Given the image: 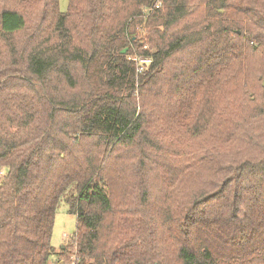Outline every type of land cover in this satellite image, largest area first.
<instances>
[{
    "label": "trees",
    "instance_id": "trees-1",
    "mask_svg": "<svg viewBox=\"0 0 264 264\" xmlns=\"http://www.w3.org/2000/svg\"><path fill=\"white\" fill-rule=\"evenodd\" d=\"M58 3L0 0V264L61 200L63 264H264V0Z\"/></svg>",
    "mask_w": 264,
    "mask_h": 264
},
{
    "label": "rangeland",
    "instance_id": "rangeland-1",
    "mask_svg": "<svg viewBox=\"0 0 264 264\" xmlns=\"http://www.w3.org/2000/svg\"><path fill=\"white\" fill-rule=\"evenodd\" d=\"M58 6L60 11H67L69 7V0H59ZM162 6L163 4L161 5V7ZM144 47L145 49H149V45L147 43L144 45ZM122 50H125L124 53H126L128 51V47H125ZM129 55V58L133 56L132 54ZM139 58L140 57H137V60H139ZM137 63L142 64L140 61H137ZM146 64L148 63L146 62ZM75 230L76 216L69 211L68 204L64 200H61L57 205L55 211V217L50 239L54 252L50 257L48 264H63V262L60 261V250L64 245L68 244L70 240L74 237Z\"/></svg>",
    "mask_w": 264,
    "mask_h": 264
},
{
    "label": "built area",
    "instance_id": "built-area-1",
    "mask_svg": "<svg viewBox=\"0 0 264 264\" xmlns=\"http://www.w3.org/2000/svg\"><path fill=\"white\" fill-rule=\"evenodd\" d=\"M154 7H155V8L160 7V1L156 2V4L154 5ZM137 61H140L142 64H144V63H146V62H147V63L150 62V59L140 57L139 60H137ZM137 69L140 71V70L142 69V67L140 66V67L137 68Z\"/></svg>",
    "mask_w": 264,
    "mask_h": 264
},
{
    "label": "water",
    "instance_id": "water-1",
    "mask_svg": "<svg viewBox=\"0 0 264 264\" xmlns=\"http://www.w3.org/2000/svg\"><path fill=\"white\" fill-rule=\"evenodd\" d=\"M121 52H122V53H124V52H125V50H122Z\"/></svg>",
    "mask_w": 264,
    "mask_h": 264
}]
</instances>
